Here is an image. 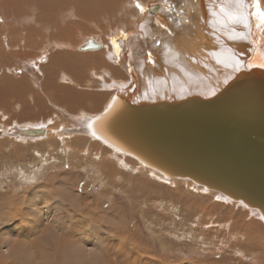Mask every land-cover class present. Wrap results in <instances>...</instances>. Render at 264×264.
I'll return each mask as SVG.
<instances>
[{"label":"bare ground","instance_id":"obj_1","mask_svg":"<svg viewBox=\"0 0 264 264\" xmlns=\"http://www.w3.org/2000/svg\"><path fill=\"white\" fill-rule=\"evenodd\" d=\"M121 3L122 11L116 8ZM263 5L264 0H259L261 12ZM155 7L156 10L150 13L149 10ZM75 9L79 14L78 16L89 22H96L98 25L105 22L108 25L114 24L115 27H120L126 21H134L138 16L140 17L138 22L134 24V31L124 32L123 26V31L117 30L109 36L107 48L103 55L76 56L68 51L73 49L72 44L77 41V34L69 27V20H72L71 17ZM254 12L252 0H243L242 4H236L234 0H159L157 4L149 8L136 0H0L1 24L8 25L9 22H13L19 28H27V25L35 26V28L31 27L29 31L27 30V36L29 40H32V37L39 39L40 43L44 47L46 46L45 48H29L30 50L36 49L41 53L37 60L41 63L38 65V73L41 75H37L39 79L42 76V93L47 94L57 105L62 106L65 112L69 114L78 113V110L84 106L99 111L104 97L93 94L94 89H91V86L93 85L94 74H96L97 81L102 83H104L103 79L113 78L114 80L110 85L104 86L105 90L108 88L112 90L114 89L113 86L115 89L101 111L82 116L80 125H78L79 121H72L73 123L70 121L71 125L66 126V128L69 126L70 129L69 127L68 129L60 128L64 136L61 137L62 142L73 136L74 138L87 137L91 139V142L101 145L99 147L103 149L96 153L92 152L96 159H109L110 161L112 160L111 157H114L121 160L125 166H129V159L133 160L138 164L134 169L135 171L147 174L167 184L180 180L187 185L192 184L191 187L195 191H202L207 194L214 193L213 195L218 201L242 209L248 216L252 217V220L255 219L257 224L264 227V219H262L264 204L256 201L261 197L257 194L262 193L258 184L251 183L248 179V183L245 182L244 184L241 180L243 175L237 177L234 173L216 179L207 172H201L196 164L198 160L193 159L196 163H194L195 166H192V163L180 157L181 155L176 156L173 153L174 150L167 143V139L160 135L161 132L155 131L154 126H158L155 118H148L137 112L131 115L127 113L128 106L140 108L150 105L159 108L169 103L189 100L192 103L187 106L202 103L213 117L224 118L223 116L230 115V107L226 110L224 106H218L226 100V102L231 101V98L222 99L220 97L222 94L226 95L230 88H238L239 84L249 82L263 89L264 37L262 32L264 27L259 29L256 27L257 18L251 14ZM241 15L248 16L247 27L233 22ZM105 35L106 39L107 35ZM102 47L99 42L90 39L86 43H82L77 50L96 52L102 50ZM9 49L17 48L0 47L1 63L8 61L12 66L20 65L18 70L15 67L14 69L18 72L26 69L27 74L22 80L15 79V81L4 80L5 78L2 77L3 80H0V105L5 106L10 105L13 98L27 102V96H34L32 94L37 93L34 91L32 83L30 84V75H32L34 68H30L26 64V61H29V58L26 57L31 54V51L25 48L26 53H20L18 60H16L11 54L4 55L2 53V51ZM130 53L131 55H129ZM149 53H151L150 60L148 58ZM47 57L49 58L48 62ZM28 63H35L36 65L33 60ZM10 70L14 76L19 74L18 72L14 73L13 68ZM254 81L256 82L254 83ZM75 82L78 84L77 88L73 86ZM259 97H261L260 104L264 107V94L263 96H255L251 93L244 94L239 98L234 97L236 101L234 104L229 103V105L231 109L238 111L237 114L243 111L246 113L256 112L255 108H258ZM161 109L165 108L162 107ZM238 117L243 120L242 116ZM186 121V124L191 122L196 130L198 126L196 122ZM38 130L40 132H37ZM51 131L46 127H26L12 131L10 136L26 142V140H38L45 135L48 136ZM196 133L199 137L205 138L206 141L211 142L215 138V134L213 136V132L209 130H201V132ZM2 134L5 135L6 133L1 131L0 136ZM63 145H65L64 142ZM197 148L198 146H193V149ZM106 151L112 152V156L106 157L104 155ZM168 161L172 165H167ZM150 167L163 171L165 175ZM168 172L170 174L175 172L174 174H180L184 177L187 175V177L169 180ZM22 173L24 174L25 170ZM252 181L254 180L252 179ZM223 182H226V185ZM202 183L208 187L198 185H203ZM249 184L256 186L253 187V197L249 195ZM47 198L49 199V197ZM51 200L53 201V199ZM38 203L42 202L35 203L33 209L27 208V210L17 208L9 210L7 208L10 219H4L5 213L2 212L4 206L0 205V226L9 225L11 222L14 224L19 218L15 225L18 229L13 231L7 228L0 233V249L3 245H7L9 249L6 254L0 253V264H22L13 259L14 255L18 256L19 254H17L18 246L21 253L23 251L29 252L27 264H66V260L60 261V259H65L60 257L61 254H65L64 251L58 250V255L55 256L44 253L45 247L48 248L50 244H43L40 241V244L37 245L32 239L29 241L31 247L22 248L26 245L25 242L28 238L34 236L36 231L41 230V223L45 218L48 219V222L50 221L44 225L43 229L45 230L54 227L57 224L56 221L59 222L60 217L56 216V220V217L51 213V207L38 208ZM248 210L251 211V214L247 212ZM24 223L31 224L30 230L25 229L27 224ZM254 224L253 221L249 223L252 227ZM14 238L17 239H15L17 242ZM262 249L264 251V247ZM87 253L90 256L91 253ZM92 258L80 264H93ZM145 262L149 264L159 263L148 262L147 260ZM193 264L214 263L197 261Z\"/></svg>","mask_w":264,"mask_h":264},{"label":"rangeland","instance_id":"obj_2","mask_svg":"<svg viewBox=\"0 0 264 264\" xmlns=\"http://www.w3.org/2000/svg\"><path fill=\"white\" fill-rule=\"evenodd\" d=\"M136 1L149 8L159 0ZM116 8L122 11V3ZM261 9L264 12V5ZM73 13L69 27L77 34V41L72 44L73 49L68 51L76 56L103 55L109 36L117 30L123 31V26L124 32L134 31V24L140 17L115 27L114 24L108 25L105 22L99 25L89 22L78 16L76 9ZM26 27L19 28L13 22L8 25L0 23V47L17 48L2 51L4 55L11 54L18 60L20 53L25 54L27 49L31 51L26 58L35 61L36 65L26 61L28 67L34 68L30 75L31 81H28L37 92L32 94L34 96H27V102L13 98L10 105H0V132L6 133L0 136V205L4 206V219H10L7 208L33 209V205L39 201L43 204L38 203V208L51 207L52 215L60 218L54 227L47 230L43 227L50 221L45 218L44 224L41 223V230L28 238L22 248L31 247L29 241L32 239L37 245L40 241L50 244L48 248L45 247L44 253L55 256L59 251H64L65 254L60 257L65 259L60 261L66 260V264L85 263L92 257L93 264H149L145 260L159 262L157 264H193L197 261L214 264H264V227L242 209L218 201L214 193L195 191L192 184L187 185L180 180L167 184L137 172L134 170L138 165L135 161L129 159V166H125L121 160L111 157L110 151H106L104 155L112 160L96 159L92 152L103 149L87 137L73 136L64 140L63 145L61 139L64 136L60 128L70 126L72 121H79L80 125L82 116L101 111L115 89L113 86L114 89L108 88L106 91L104 86L110 85L114 80L107 78L102 83L97 81L94 74L92 92L104 97L99 111L84 106L78 113L65 112L62 106L42 93V76L39 79L37 75H41L38 73V65L41 63L37 61L41 53L29 48L46 46L39 39L32 37L29 40L27 30L35 26ZM262 35L264 37V29ZM90 39L99 42L103 49L96 52L77 50ZM1 62L2 60L0 80H22L27 74L26 69L17 71L20 65L12 66L8 61H3L4 64ZM12 68L14 73H19L17 76L12 74ZM77 85L76 82L73 83L76 88ZM26 127H46L52 131L41 139L26 142L10 136L12 131ZM247 212L251 214V211ZM18 220L14 224L11 222L8 226H0V233L7 228L13 231L18 229L15 226ZM251 220L255 223L254 227L249 225ZM29 226L31 224H27L25 229L30 230ZM243 226L245 227L242 228ZM18 247L19 254L14 255L13 259L27 264L29 252L21 253ZM8 251L7 245L0 249L3 254ZM87 252L91 253L90 256Z\"/></svg>","mask_w":264,"mask_h":264},{"label":"water","instance_id":"obj_3","mask_svg":"<svg viewBox=\"0 0 264 264\" xmlns=\"http://www.w3.org/2000/svg\"><path fill=\"white\" fill-rule=\"evenodd\" d=\"M155 10L156 7L151 8L149 12L153 13ZM247 93L255 96H263L264 88L256 87L249 82H246V84L243 83L242 85L239 84L238 88H230L226 95L222 94L220 97L222 99L231 98V101L226 102V100L218 106H224L226 110L230 107V115L228 114L227 116H223L224 118L218 119L213 117L202 103L187 106L192 103L189 100L169 103L159 108L150 105H145L140 108L128 106L127 113L131 115L137 112L142 116L155 118L158 125L154 126L155 131L157 133L161 132L162 134L160 135L167 139V143L174 150L173 153L176 156L181 155L180 157L192 163V166H195L194 163L198 162L196 164L199 166L201 172H207L216 179L230 176L234 173L237 177L239 175L242 177L243 175L241 180H243L244 184L245 182L248 183L247 179L251 183L258 184L262 189L258 187L262 193L257 194L261 197L255 200L264 204V107L260 104L261 97H259L257 102L258 108H255L256 112L246 113L243 111L237 114L238 111L231 109L229 105V103L234 104L236 98L242 97ZM234 97L236 98L234 99ZM194 102L196 103L195 100ZM162 107L165 109H161ZM238 116H242L243 120H240ZM186 120L196 122L198 125L196 130L191 122L186 124ZM205 125L207 126L206 128ZM201 130L213 132V136L215 134V138L217 139L214 138L211 142L206 141L205 138L199 137L196 133L201 132ZM37 132H40V130ZM193 146H198V148L193 149ZM130 147L135 149L132 146ZM193 159L198 161L195 162ZM168 164L172 165L169 161ZM150 168L154 169V167ZM154 170L164 174L161 170L156 168ZM174 173H167L170 175L168 177L169 180L184 177L183 175ZM220 183L222 184V182ZM202 184L198 185L208 187L205 183ZM223 184L226 185V182H223ZM243 187L246 186L243 185ZM253 187L256 186L250 184L248 186L251 197H253L252 194L254 193ZM241 202L243 201L241 200Z\"/></svg>","mask_w":264,"mask_h":264},{"label":"snow or ice","instance_id":"obj_4","mask_svg":"<svg viewBox=\"0 0 264 264\" xmlns=\"http://www.w3.org/2000/svg\"><path fill=\"white\" fill-rule=\"evenodd\" d=\"M236 4H242L243 0H234ZM139 7V5H137ZM252 8L255 9L254 13H251L252 15H255L257 18V24L256 27L259 29L261 27H264V12H261L259 10V0H252ZM143 11V9H141ZM234 23L237 24H243L245 27L248 26V16L247 15H241L238 16L234 21ZM131 55V53L129 54ZM149 60L151 59V53L148 54ZM239 66V65H237ZM262 219H264V216H262Z\"/></svg>","mask_w":264,"mask_h":264}]
</instances>
